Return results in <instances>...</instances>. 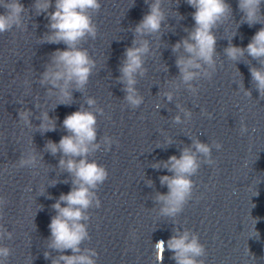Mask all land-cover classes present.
<instances>
[{"label": "clouds", "instance_id": "1", "mask_svg": "<svg viewBox=\"0 0 264 264\" xmlns=\"http://www.w3.org/2000/svg\"><path fill=\"white\" fill-rule=\"evenodd\" d=\"M195 9L191 13L195 24L192 28H184L187 33L176 43L171 45V51L175 56V66L178 75L169 80L170 90L158 92V95L166 98L168 103L173 102L176 93L181 87L186 89L193 97L199 93L198 82L201 79L211 80L217 71V36L215 30L219 29L229 18H233V9L227 0H185ZM148 12L133 27V39L131 46L126 47L123 59L119 65L120 75L116 82L122 85L123 100L132 109L139 108L144 103L137 84L139 78L144 77L148 69L145 67L146 58L153 54L152 43L149 37L160 34L168 21V15L163 7L164 0H145ZM264 0H238L237 7L242 13L240 24L246 23L249 27L256 24L264 25V12H262ZM101 0H34L30 8H26L21 0H0V34L11 32L14 29L21 32L28 30L30 12L36 16L43 14L48 20L47 31L39 37L40 43L64 44V49L57 48L50 53L48 62L44 65V71L40 73L38 83L45 88L47 98H56L58 105L71 106L75 100L73 93L80 92L84 95L96 61L90 56L87 48L82 44L89 38L95 40L98 35V27L93 17L101 10ZM54 9V10H50ZM179 19L184 17L176 11ZM28 18V19H26ZM170 26V25H169ZM237 28V29H238ZM164 34L160 35V39ZM236 34L233 35V37ZM223 54L231 61L239 63L244 56L255 60L259 65H249L252 86L259 93V98H264V26L252 36L246 47L234 45L229 41L223 49ZM168 71L167 65H165ZM242 76V74H241ZM28 90L31 84L25 81ZM243 89L245 96H252L251 89L244 87L243 79L238 85ZM23 103V101H20ZM87 105V106H85ZM177 114L172 117V122L177 125L188 124L193 117L190 109L180 103H176ZM158 110L160 104L155 106ZM40 109V103L35 104ZM202 114L211 118V113L202 110ZM33 112L28 108L18 109V123L24 128H35L42 135L57 130L58 117L50 116L48 110H41L35 119L38 125L32 123ZM104 115V109L97 106V100L87 96L84 104H80L78 110L66 115L61 127L67 133L62 135L59 142L46 140L44 148L38 151L29 147L15 162L18 168L35 170L40 167L45 152L53 157L59 156L57 168L62 173H68V178L60 181L52 179L49 186L57 183L71 184L68 193H61L51 205L55 215L51 216L48 228L50 236L48 250L43 255L51 264H97L98 253L90 247H82L85 241L91 239L88 231L90 220L89 210L100 208L101 200L97 195L99 186L108 179V170L95 159H90L103 148L110 151L114 141L108 135L98 140L97 116ZM255 131V129H253ZM248 132L247 125L241 121L240 133ZM191 144L180 149V155H171L167 160L154 162V169H166L171 175H161L160 184L166 186L167 193L157 192L154 203L159 205V215L173 220L184 210L185 205L192 199L195 183L192 179L197 175L202 164L213 165L212 150L222 149V144L217 141L202 142L199 138H189ZM31 144L33 140H31ZM30 144V145H31ZM167 147L173 144L169 137L166 140ZM166 148V147H165ZM71 177V179H69ZM147 186L152 187L153 181L148 179ZM29 191L31 189H28ZM259 195L256 191L254 196ZM49 199L52 197L49 195ZM8 203L5 197L0 196V217L3 216L5 205ZM255 205L253 204V208ZM43 206L41 205L42 209ZM255 219V218H254ZM257 219H255V224ZM256 231V228H255ZM257 236L259 232L256 231ZM13 233L0 225V241L11 240ZM156 264H163L165 251H170V257L175 264H205L207 256L205 246L200 242L199 235L187 228L181 230L173 228V234L167 241L161 239L155 242ZM70 251L71 254H65ZM56 255L53 256L52 253ZM12 255V249L0 245V264H6Z\"/></svg>", "mask_w": 264, "mask_h": 264}]
</instances>
